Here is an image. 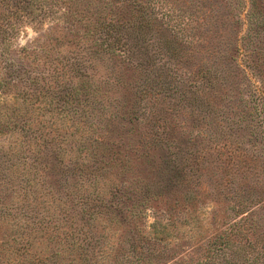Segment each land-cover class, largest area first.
Returning <instances> with one entry per match:
<instances>
[{
    "label": "rangeland",
    "instance_id": "1",
    "mask_svg": "<svg viewBox=\"0 0 264 264\" xmlns=\"http://www.w3.org/2000/svg\"><path fill=\"white\" fill-rule=\"evenodd\" d=\"M1 1L0 121L18 126L0 131V264H54L52 230L71 226L84 234L59 247L65 264H264V0L255 15L248 0H155L147 57L129 65L95 59L84 29L53 41L76 22L69 5L84 18L94 4ZM65 79L87 97H55ZM45 154L79 174L52 189ZM158 162L173 194L132 218L117 191L149 184ZM88 193L106 204L91 221ZM155 218L175 229L152 236Z\"/></svg>",
    "mask_w": 264,
    "mask_h": 264
},
{
    "label": "trees",
    "instance_id": "2",
    "mask_svg": "<svg viewBox=\"0 0 264 264\" xmlns=\"http://www.w3.org/2000/svg\"><path fill=\"white\" fill-rule=\"evenodd\" d=\"M68 1L72 2V0ZM223 1L229 4L231 0ZM241 1L242 0H234L235 3H233L240 4ZM262 1L263 0H248L252 11H254L252 12V15L260 13L257 3L261 4ZM82 2L86 3L88 7L94 4V9H89L88 11H85L84 9L80 10V14H82V11L88 13L87 17L84 16V18H82L80 16H77L76 14L79 13L77 11H74L72 6L69 5V8L72 9L71 16L76 19V22L71 23L70 20L63 21V30L66 29L68 33L63 35V37H56L52 34L53 41H56V44H58V42H62L64 38L69 39V36L72 38L70 40H72L73 43H81L82 39L79 34V31L81 29H84V37L86 41L89 42V45L87 46L91 49L90 52L94 55V58L97 60L107 58V60L109 61H120L121 63H127L129 65L131 64V58L133 57H136V60H140V56L142 58L147 57V47L143 38V32L146 26H149L152 21L156 20V15L154 12V3H156L155 0H82ZM0 4L1 7L4 6L1 0ZM73 4L74 2L72 3V5ZM74 6L75 5H73V7ZM67 12L69 13V10H67ZM259 27L263 28L262 25H260ZM56 29L57 28H54L55 32ZM170 30L171 28H168L169 33ZM49 43H51V41H49L47 45H49ZM167 44L170 45V43ZM40 48L43 47L40 46ZM26 51L27 49L25 48L21 49V53ZM24 54H27V52ZM30 57H32V54H30ZM35 60L37 59L33 58L29 66L34 64ZM52 66V71L54 74L53 77L58 78L59 75H61L64 71V67L59 68L58 65ZM136 66L144 76L146 75V78H150V69L148 68V66L146 67V65L144 66L140 62L136 63ZM73 69L75 68L73 67ZM36 79L38 78H32L31 82L33 83L34 81H36ZM67 79H65V81H60L57 84V92H53L55 93V97H70L71 100H74L75 97H87V85L83 83L74 85V80ZM5 86L8 88L7 83H5ZM1 87L2 85L0 83V88ZM47 91H49V89H47ZM18 96L25 101L27 98V93L25 92L24 94ZM5 123H7V125L11 124L13 130H16L18 126L16 123L13 122L9 123L0 121V131L3 126H7L5 125ZM96 144L100 148L101 144H99V141H96ZM104 150H106V147H104ZM106 153L107 156H109L110 153L108 151H106ZM40 158L45 159V162L43 164V172H46V176H49L51 178L49 184L54 190H59L62 187L61 180L65 179L64 173L70 174L71 179H73L77 174H79V172H77L78 167H74L72 165H63V162H61L62 160L56 154H45L41 155ZM159 164V162L157 163V165L152 164L154 170H151L148 172V174H146V180L151 176L152 181L149 184H146L143 188H132L124 192L117 191L120 195L118 197L119 200L121 201V199H124V202L129 204V207L126 210L130 213V217H135V219L137 218V220L141 221V214L143 212L142 208L148 206L150 202H166L168 199V195L173 194L168 190L170 188L172 189L174 185L171 183L170 178L166 177L167 173L165 172V167H161ZM60 165L65 166V168H68V170L65 172L61 171V178L58 180L56 175L59 174L58 170L62 168V166ZM6 168H9V166ZM9 197L10 195H8V198ZM16 198H19V195H16ZM112 198H114V195ZM84 204L85 209L82 210V214L87 215V220L90 221L95 219L96 215H100V208L106 206V204L104 203V197L96 193L86 194ZM149 206L152 207V205ZM170 227L175 229V227L170 226L169 224H163L160 219L155 218L154 223L150 226L149 229L152 230V236H158L160 239H163V237H165V235L170 232ZM56 229V231L52 230L53 238L58 240L57 244H59L60 246L71 239L79 240V234L77 233L82 232V234H84L82 228L77 229V227L73 226L70 227V229L72 230L70 231V233L61 231V229H58L57 227ZM75 230L77 233L74 234ZM141 230L142 228H140L139 231L135 230L136 235H140L141 237ZM81 239H87L86 233ZM86 243V248L81 242L78 244L77 252L80 251L78 256L81 254V252H85L87 248H92V244H89V242L87 241ZM60 246H55L58 247V250L53 251V257H55L54 264L66 263L64 259L65 254L61 253V251L59 250ZM99 248H101V246Z\"/></svg>",
    "mask_w": 264,
    "mask_h": 264
}]
</instances>
